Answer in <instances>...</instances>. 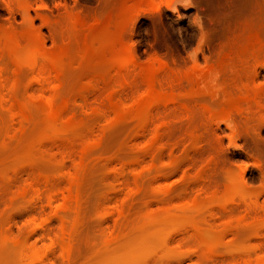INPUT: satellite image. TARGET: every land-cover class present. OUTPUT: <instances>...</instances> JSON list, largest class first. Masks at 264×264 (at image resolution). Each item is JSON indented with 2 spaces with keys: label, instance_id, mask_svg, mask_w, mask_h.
Returning <instances> with one entry per match:
<instances>
[{
  "label": "rangeland",
  "instance_id": "1",
  "mask_svg": "<svg viewBox=\"0 0 264 264\" xmlns=\"http://www.w3.org/2000/svg\"><path fill=\"white\" fill-rule=\"evenodd\" d=\"M148 1L143 0L141 6L140 0H0V36L38 34L46 54L68 44L65 30L72 18L81 19L84 27L93 26L95 20L108 22L112 28L126 25L124 39L132 62L122 71L138 72L137 87L121 89L114 78L119 67L110 56L106 72L112 77L110 83L115 82L112 87L118 88H114L115 98L112 89L111 96H106L108 92L98 85L99 91L86 89L89 74L67 73L58 82L49 71L46 75L52 79L47 78L40 69L47 68L45 59L30 62L15 55L17 60L2 45L1 37L0 264H264V120L262 125L260 118L257 123L254 119L253 129L251 122L246 124L253 113L249 108H256L254 117L264 114V61L251 62L253 67L249 63L251 75L246 76L248 81L243 79L250 90L260 89L259 104L261 100L263 104L254 108L249 105L252 101L245 104L249 112L245 107L246 114H237L240 119L232 117L238 127L231 129L208 117L204 118L211 122L205 124L200 119L203 106L220 109L227 102V92L235 90L233 74L226 70V77L222 63L230 50L241 38L251 37L252 31L255 35H251L264 39V0H236V4L234 0ZM216 7L222 15L218 22L211 11ZM157 29L166 43L162 50ZM106 46L102 45L104 50ZM73 48L80 50V45L73 44ZM151 67L156 69L155 76H163L160 81L164 76L181 80L169 78L170 85L165 79L159 87L173 88L174 96L181 95V104L188 100L187 107L202 105V113L196 109L200 120L198 114L189 116L179 103L158 106L149 120L135 118L129 108L143 96L142 69L146 73ZM215 73L230 87L226 81L223 87L217 86L221 80L213 84ZM52 82L61 86L52 89ZM192 87L204 95L196 94L198 104ZM187 90L193 95L186 94ZM52 94L62 117L57 122L52 118L55 124L62 123L53 131H58L56 135L49 131L47 101ZM112 103L123 109L125 117L116 115ZM22 109L30 116L26 122L19 118ZM67 226L71 232H64L69 231ZM163 227L165 234H161ZM158 229L161 235L153 239L150 231L158 233ZM133 239L134 244L140 242L138 247L148 244L152 249L139 250L134 245L131 251ZM119 246L131 253L119 255L116 262L112 254L115 249L120 253Z\"/></svg>",
  "mask_w": 264,
  "mask_h": 264
},
{
  "label": "bare ground",
  "instance_id": "2",
  "mask_svg": "<svg viewBox=\"0 0 264 264\" xmlns=\"http://www.w3.org/2000/svg\"><path fill=\"white\" fill-rule=\"evenodd\" d=\"M17 1V0H16ZM139 1V0H138ZM143 0H140V3L142 2ZM148 1V0H147ZM152 1V0H151ZM208 1H210V0H208ZM219 1V0H218ZM235 1V4H236V0H234ZM144 3V2H143ZM143 3H141V6H142V4ZM149 3V1L146 3V4H148ZM153 3V2H152ZM213 3V2H212ZM232 3H234V2H232ZM239 3V2H238ZM145 4V5H146ZM211 4V3H210ZM214 4V3H213ZM26 6V5H25ZM139 7H140V5H138ZM20 7V6H19ZM23 8V7H22ZM25 8V7H24ZM137 8V7H136ZM150 9V8H149ZM152 9V8H151ZM24 10V9H23ZM22 10V11H23ZM25 10H27V9H25ZM24 10V11H25ZM255 10V9H254ZM154 11V10H153ZM156 11V10H155ZM212 15H213V17H215V20L217 19V22H218V19H219V21H220V19H221V10H219L218 9V7H216V8H212ZM255 12V11H254ZM25 13V15H23V16H27V13H26V11L24 12ZM224 13H225V11H224ZM232 13V12H231ZM223 16H224V14H223ZM25 18H27V17H25ZM79 19V18H78ZM78 19H77V17L75 18V19H73L72 18V20L73 21H71L69 24H70V26L68 27V28H66V33H65V36H66V40H67V42H68V44L65 46V47H61L57 52H55V53H51L50 51V53H48V51H47V54L45 53V52H43V50L44 49H42V40H41V38L39 37V35L38 34H35V33H27L28 35H26L25 33V35L23 36V37H20V35L21 34H19V35H14L13 34V32H12V34H6L4 37L3 36H0V40H2L1 39V37L3 38V40L4 41H2V42H4V44L2 43V45H5L6 47H5V49H8L9 51H11V52H13V53H10V55H12V56H14L15 58H16V56L18 55V57H20L21 58V56H22V59H23V57L25 58V59H27V60H30V62L31 61H33V62H35L36 61V59H40V57L44 60L45 59V61H44V64H45V62H47L45 65H47V68H40V69H42L41 71H42V73L43 74H45V76L47 77V72H49V71H51L52 72V75L51 74H49L48 73V75H51L52 76V78H54L56 81H58V80H60V79H62V76L64 75L65 76V74L67 75V73L69 74H72V75H75V73L76 74H84V76H85V74H89V76H90V79H89V81H90V83L88 84V86L86 87V89H95L96 90V88H97V85H98V88H99V86H100V88L101 89H103V90H105L104 92L105 93H107L108 92V94H106V96L107 95H109V94H111V93H109L110 91H111V89H112V93H113V91H114V93L112 94L113 95V97H114V94H116L115 93V89L116 88H118V86H116V88L114 89L112 86L114 85L113 83H115V82H112V84L110 83L111 81V79H112V77H111V79L108 77L109 76V74H108V72H106V67H105V64H106V62H108L107 60H109L108 58L111 56V58L114 60V62H113V60H111V62H113L112 64H115V61L117 62V64H118V67L119 68H115L116 70L117 69H119V70H115L117 73H115L117 76L115 77L114 76V78H116L115 80H116V83L119 85V87L122 89V88H129V89H131L133 86H136L137 87V85H136V83H137V81L136 80H134L135 78H138L137 77V70H136V74L135 73H133L132 72V70H131V72H132V74L130 73V75L132 76L133 74H135V75H133V78L129 75V73H123V71L122 70H125L126 71V68L125 69H123L125 66H127V68H128V65H131V51H130V48H129V46H127L126 45V42H125V39H124V36H126V35H124L125 34V26H123V25H120V24H118L117 26H116V24L114 25L115 27H113L112 28V26H111V24L110 23H108V22H106V23H102V22H100L99 20H95L94 21V25H95V23L97 24V25H99L100 24V26H101V23H102V31L100 32L99 31V26L97 27V25H93V26H90V24L88 23L87 24V26L85 25V27L84 26H82V25H84V24H86L85 22H82V20L81 19H79V21H78ZM96 21H99V24L96 22ZM210 21V20H209ZM81 23V24H80ZM157 23V22H156ZM153 25V24H152ZM90 26V27H89ZM87 27V28H86ZM128 28V27H127ZM98 29V30H97ZM217 29V28H216ZM247 30V29H246ZM128 30L126 29V32H127ZM249 31H251V30H249ZM248 31V32H249ZM157 32H158V34H159V36H160V38H161V41H160V46H159V49H163V48H165V45H166V43H165V41H164V39L162 38V36H161V33H160V31L157 29ZM247 32V33H248ZM255 32V31H254ZM253 31L252 32H250V33H254ZM249 33V35L251 36V37H249L246 41H243V40H245V37H244V39L243 38H241V42H242V44H240L241 42L239 41V43L237 44V45H235V47H234V49L233 50H230L229 52V56H227L225 59H226V62L224 63L223 61H222V63H223V67H224V72L227 70L228 72H229V74H233V76L232 77H230V78H232L231 80H232V84L234 85H232L231 87H233V88H231V90L233 89L234 91H230L229 93L227 92V95L225 96V97H223V95H225V93H226V91H225V93H223V95H222V99H227V102H226V104H225V102H224V106H223V104H221V102L222 101H220V103L219 104H221L222 106L220 107V106H218L220 109H213V108H211V106L210 107H208V106H203L204 107V111H206V114L208 115V116H206V114H204L205 112L204 111H202L201 109L199 110V108H201L200 106H202V105H200L199 106V108H197V105L195 106L196 108H194V107H187V103H188V100H184L183 99V101L184 102H186V104L185 103H183V104H185L186 106H184L183 104H181L180 102H182V100H181V98H179L180 96L178 95V94H176L178 97H176V96H174V94L175 93H173L172 92V89L173 88H168V87H165V89H163L162 87H159V83L161 84V83H163L164 81H165V79H167L166 78V76H164L165 77V79L163 78L161 81L159 80V78L161 77V76H159V77H157V75L155 76V71H153V70H156V69H153L155 66H153V68L151 67V70H149V71H147L146 73H145V70H143L142 69V71H144V73L143 74H145L144 75V79L143 78H141V79H143L142 81H143V83H145V89H144V92H143V96L139 99L138 97H137V99H135V101L133 102L134 104H132L131 103V105H133V107L130 105V108H129V111H130V109H132V111H130L131 113L132 112H134L135 114H136V117L135 118H138V120H140V121H145V120H149V118H150V116H151V112L155 109L156 110V108L158 107V106H161V105H164V104H169V103H174V104H180V107L182 106L183 108H185V109H187L186 111H188L187 113H189L188 115L190 116L191 115V117L193 116H195L194 118H196V116H197V114H198V118H196V119H198V120H202V118H206L207 119V117L209 118V119H212V121H213V119L214 120H220V121H222V122H224L225 123V125H227L229 128H233L234 127V125L235 126H237L236 125V121L238 120V119H240V117L241 116H239L238 117V115H242V113H243V115L244 114H246V110H248V108L250 107H248L247 105V103H250V101H252L253 103H250L249 105H251V107L253 106V108H254V106H256V105H258L259 104V101H260V99H262L261 98V96H259V94H262V93H260V89L258 90V88H257V90H256V88L254 89L253 88V86H252V88L254 89V90H250V88L251 87H249L248 85H247V83H249V82H247V83H245L246 82V76H248V75H251V73L250 74H248V69H250V67L248 68V66H249V63H251V62H253V61H255V63H256V61L258 62L259 60H263L264 61V42H262V41H264V39L262 40V39H260L261 37H257V36H260L259 34H258V32H257V36H253V34L251 35ZM0 35H1V33H0ZM23 35V34H22ZM241 35H242V32H241ZM244 35V34H243ZM248 35V36H249ZM254 35H255V33H254ZM19 36V37H18ZM26 36V37H25ZM24 38V41H22L21 39H23ZM159 38V39H160ZM235 40H236V38H235ZM239 40V39H238ZM262 40V41H261ZM77 41H79V42H77ZM77 42V43H76ZM238 42V41H237ZM236 41H235V43H237ZM101 43H102V45H104L105 46V44L107 45L106 47V50H104L103 48L104 47H102V45H101ZM104 43V44H103ZM66 44V43H65ZM73 44H79L80 45V50H79V53L78 54H76V52L78 51H76L75 50V48H73ZM1 47V46H0ZM171 49V48H170ZM54 52V51H53ZM9 53V52H8ZM15 53V54H14ZM16 55V56H15ZM78 55V56H77ZM16 58L17 60L19 59L20 60V58ZM224 60V59H223ZM22 62H24V60H21ZM262 61V62H263ZM29 62V63H30ZM42 62V61H41ZM128 62L130 63V64H128ZM182 62V61H181ZM128 65H127V64ZM255 63H253V64H255ZM259 63H261V61L259 62ZM126 64V65H125ZM252 64V63H251ZM253 64H252V67H253ZM34 65V64H33ZM42 65V64H41ZM49 65V66H48ZM158 65V64H157ZM40 66V65H39ZM44 66V65H43ZM106 66H108V64H106ZM220 66H222V64L220 65ZM108 67H110V66H108ZM159 67V66H158ZM139 67H137V69H138ZM222 68V67H221ZM40 69H39V71H40ZM109 70V69H108ZM141 69H138V71H140ZM220 70V69H219ZM223 70H221L222 72H223ZM251 70V69H250ZM250 70H249V72H250ZM130 71V70H129ZM161 71V70H160ZM50 72V73H51ZM223 72V73H224ZM228 72H225V74L227 73L228 74ZM106 73L108 74V75H106ZM42 74V75H43ZM226 74V75H227ZM72 75H70V76H72ZM226 75H223V76H226ZM45 76H42V78L43 77H45ZM51 76H50V78H51ZM140 76V75H139ZM229 76H231V75H229ZM253 76V75H252ZM45 77V78H46ZM83 77V76H82ZM135 77V78H134ZM163 77V76H162ZM161 77V78H162ZM209 77V76H208ZM214 77V76H213ZM226 77H228V75L226 76ZM47 78H49V76L47 77ZM46 78V79H47ZM49 78V79H50ZM51 78V79H52ZM76 78H78V77H76ZM86 78V77H85ZM160 78V79H161ZM170 78V77H169ZM169 78L165 81L166 83L168 82V80H169ZM173 78V77H172ZM172 78H170L171 80H173L174 78L176 79L177 77H174L173 79ZM223 78V77H222ZM48 79V80H49ZM54 79H53V81H54ZM205 79V78H204ZM209 79V78H208ZM243 79H246L245 80V82H244V80ZM249 79H250V77H249ZM45 80V79H44ZM88 80V79H87ZM176 80H180L179 78L178 79H176ZM173 81V82H178V81ZM211 80V79H210ZM219 80H221V82L222 83H220V81H219V85L217 84V86H219V87H223V86H220V85H222L223 84V82H225V81H222V79H219ZM228 80V79H227ZM230 80V79H229ZM230 80V81H231ZM43 81V80H42ZM47 81V80H46ZM61 81H63V80H61ZM141 81V82H142ZM163 81V82H162ZM248 81V80H247ZM51 82V81H50ZM49 82V83H50ZM59 82V81H58ZM135 82V83H134ZM140 82V81H139ZM138 82V83H139ZM140 82V83H141ZM169 82H170V80H169ZM168 82V84H170ZM172 82V83H173ZM180 82H181V80H180ZM251 82V81H250ZM53 83V82H52ZM55 83H57V82H55ZM55 83H53L52 84V89H53V87L54 86H57L58 87V85H59V87L61 86L60 85V83H58V85H56ZM86 83V82H85ZM201 83V82H200ZM227 83V81L225 82V84ZM55 84V85H54ZM101 84V85H100ZM135 84V85H134ZM175 84V83H174ZM178 84H179V82H178ZM177 84V85H178ZM203 84V83H202ZM205 84V83H204ZM203 84V85H204ZM207 84H208V82H207ZM206 84V85H207ZM116 85V84H115ZM171 85V84H170ZM180 85V84H179ZM227 85V84H226ZM228 85H229V83H228ZM227 85V86H228ZM251 85V84H250ZM51 86V85H50ZM172 86L173 87H175V88H179L178 86L176 87V86H174L173 84H172ZM193 86V85H192ZM14 89H15V87H14V85L12 86ZM57 87H55L56 89H58ZM103 87V88H102ZM140 87V86H139ZM199 87V86H198ZM198 87H196V88H194V87H192V88H194V89H192V91H194L195 89L197 90V92L198 91H201L200 89H198ZM214 87V86H213ZM226 87V86H225ZM228 87H230V85L228 86ZM227 87V88H228ZM99 88V89H100ZM188 88V87H187ZM206 88V87H205ZM227 88H225V90L227 89ZM12 89V88H11ZM86 89H84V92L86 91ZM114 89V90H113ZM189 89H191V88H189ZM211 89V88H210ZM218 89V88H217ZM230 89V88H229ZM102 90V91H103ZM117 90V89H116ZM119 90V89H118ZM132 90V89H131ZM142 90V89H141ZM162 90H166L165 92H167V90H171V91H169V93L171 92V93H173V95L172 94H168V92L167 93H165V92H163ZM174 90H176V89H174ZM196 90H195V92H194V97H195V99H197V100H195V102L197 101L198 102V94H202V93H198L197 94V92H196ZM206 90V89H205ZM228 90V89H227ZM12 91L14 92V90L12 89ZM12 91L10 92V93H12ZM91 91V90H90ZM92 91H94V90H92ZM96 91H99V90H96ZM102 91H100V92H102ZM123 91V90H122ZM127 91H129V90H127ZM134 91V90H133ZM140 91V90H139ZM178 91V90H177ZM191 90H190V92H192ZM202 91H203V89H202ZM211 91V90H210ZM218 92H219V90H217ZM221 91V90H220ZM224 91V90H223ZM223 91H221V92H223ZM229 91V90H228ZM258 93H257V92ZM79 92H80V94H81V91L79 90ZM84 92H82V93H84ZM117 92V91H116ZM130 92V91H129ZM190 92L187 90V92H186V94H188V95H193V94H190ZM216 92V91H215ZM218 92H216L215 94H218ZM220 92V93H221ZM94 93V92H93ZM96 93V92H95ZM99 93V92H98ZM118 93V92H117ZM123 93V92H122ZM131 93V92H130ZM206 93V92H205ZM219 93V94H220ZM54 94V93H53ZM52 94V95H53ZM103 94V93H102ZM125 94V93H124ZM128 94V93H127ZM197 94V95H196ZM13 95V94H12ZM84 95V94H83ZM100 95H101V93H100ZM203 95V94H202ZM210 95H212V94H210ZM54 96L55 95H53L52 97H49V98H51L50 100V102H48L47 101V106H48V113H49V115H50V117H51V120H52V118H53V120H55V122H57V120H59L60 118H62V117H60V114H59V108L55 105L56 104V102H53L54 100L53 99H55L54 98ZM102 96V95H101ZM109 96H111V95H109ZM115 96H117V95H115ZM123 96V95H122ZM126 96V95H125ZM187 96V95H186ZM196 96L198 97V98H196ZM201 96V95H200ZM204 96V95H203ZM218 96H221V94L220 95H218ZM13 97V96H12ZM57 97V96H56ZM15 98V97H14ZM14 98H13V100H14ZM107 98V97H106ZM105 98V99H106ZM111 98V97H110ZM115 98V97H114ZM188 98V97H187ZM139 99V100H138ZM178 99H180V100H178ZM189 99H190V97H189ZM221 99V100H222ZM224 99V100H225ZM17 99H15L14 101H16ZM49 100V99H48ZM58 100V99H57ZM119 100V99H118ZM117 100V101H118ZM121 100V99H120ZM119 100V101H120ZM223 100V101H224ZM56 101V100H55ZM116 101V102H117ZM133 101V100H132ZM180 101V102H179ZM192 101H194V100H192ZM200 101V100H199ZM262 102V104H263V100H261ZM17 102H19L18 100H17ZM16 102V103H17ZM115 102V101H114ZM191 102V101H190ZM195 102H194V104H195ZM196 102V103H197ZM67 103V102H66ZM260 103V104H261ZM19 104V103H18ZM109 104H110V102H109ZM176 104V105H177ZM178 104V105H179ZM191 104V103H190ZM189 104V105H190ZM193 104V105H194ZM198 104V103H197ZM202 104V103H201ZM208 104V103H207ZM245 104H247L246 106H245ZM259 104V105H260ZM11 105H13V103H11ZM10 105V106H11ZM59 105V104H58ZM60 105H62V104H60ZM217 105V104H216ZM64 107H65V105H63ZM110 107V106H109ZM112 107H113V109H114V112H116L115 114L116 115H118L119 117L121 116V114H122V116L121 117H123L124 115H123V113H125L124 111H123V109H121V107L120 106H118L117 105V103L115 104V103H112ZM202 107V108H203ZM245 107H247L246 108V110H245ZM26 108H28L27 106H26ZM128 108V107H127ZM194 108V109H193ZM17 109H18V107H17ZM62 109V108H61ZM64 109V108H63ZM62 109V110H63ZM196 109H198V111L200 112V113H202L203 112V114H200L201 115V118L199 119V112H197L196 111ZM256 109V108H255ZM255 109H251V108H249V110H251V112H253V113H255L254 111H252V110H255ZM16 110V109H15ZM28 110V109H27ZM112 110V109H111ZM249 110H248V112H249ZM258 110V109H257ZM16 111H18V110H16ZM183 111H184V109H183ZM202 111V112H201ZM259 111H262L261 109H259ZM257 112V116H258V114L260 113V112ZM19 112V111H18ZM17 112V114H19ZM126 112L128 113V110H126ZM195 112H197V113H195V115H194V113ZM250 112V113H251ZM27 113L28 112H26L24 109H22V111L20 112V116H19V118H21V120H23V121H27V118L28 117H30L29 115H27ZM130 113V114H131ZM185 113V112H184ZM187 113H185L186 115H187ZM193 113V114H192ZM234 113H236V114H234ZM250 113H248V114H250ZM253 113H251V115L249 116V118L251 119V120H248L249 118H247V122H246V124L248 123V121H249V123L251 124V129H253V127H252V123L254 122L255 123V121H256V123H257V121L259 120V118H260V122H261V124L263 125V123H262V120H264V114L262 113L261 115L259 114V116L258 117H254L255 116V114H253ZM130 114L128 115V118L130 117ZM233 114L235 115V116H233ZM238 114V115H237ZM248 114L247 115H245V116H248ZM252 114L254 115V116H252ZM115 115V116H116ZM187 115V116H188ZM202 115H205V116H203L202 117ZM60 117V118H59ZM120 117V118H121ZM125 117V116H124ZM232 117H234V118H236V117H238L237 118V120L236 119H233ZM127 118V119H128ZM193 118V119H194ZM205 118H204V120H205ZM245 118V117H244ZM246 118H245V120L244 121H246ZM29 119V118H28ZM254 119H255V121H254ZM256 119H258V120H256ZM50 119H49V121L50 122H52L51 123V125L49 124V131L50 132H52L53 134H51V135H56V133H58V131L55 133V132H53L54 130L56 131L57 129H59V127L62 125V123H58V124H55L54 122H53V120L51 121ZM121 120H123V119H120V121ZM133 120V119H132ZM198 120H196L195 121V123H197L198 125H200V124H202V125H200V126H203V124L204 123H202L203 121H201V123L199 124V122H197ZM233 120L235 121V124H234V122H233ZM25 121V122H26ZM208 121L209 122H211V120H205V122H207V123H205V124H208ZM253 121V122H252ZM36 122V121H35ZM49 122V123H50ZM62 122V121H61ZM71 122H73L72 121V118H71ZM70 122V123H71ZM149 122V121H148ZM259 122V121H258ZM64 123V122H63ZM69 123V122H68ZM67 123V124H68ZM70 123L68 124V125H70ZM146 123V122H145ZM223 123V124H224ZM241 123V122H240ZM239 123V124H240ZM243 123V122H242ZM248 123V125H250ZM30 124V123H29ZM34 124V123H33ZM65 124V123H64ZM72 124V123H71ZM209 124H211V123H209ZM244 125H246L245 123H243ZM242 124V125H243ZM28 125V124H27ZM73 125V124H72ZM145 125V124H144ZM197 125V126H198ZM29 126V125H28ZM31 126V125H30ZM59 126V127H58ZM21 127V126H20ZM68 127V126H67ZM70 127V126H69ZM76 127V126H75ZM203 127H206V125H204ZM209 127V126H208ZM238 127V126H237ZM242 127H245V126H242ZM29 128V127H28ZM28 128H27V130H28ZM39 128V127H38ZM47 128H48V126H47ZM47 128H46V130H47ZM197 128V127H196ZM201 128V127H200ZM228 128V129H229ZM246 128V127H245ZM256 128H257V126H256ZM32 129H34V128H32ZM70 129L71 128H69V130H68V128H67V130L68 131H70ZM72 129H74L73 128V126H72ZM243 129V128H242ZM248 129V128H247ZM251 129H248V130H250V131H253V130H251ZM21 130V129H20ZM26 130V131H27ZM31 130V129H30ZM30 130H28V131H30ZM39 130V129H38ZM46 130H45V132H46ZM64 130V129H63ZM198 130V129H197ZM235 130V129H234ZM195 131V130H194ZM247 131V130H246ZM38 132V131H37ZM237 132V131H236ZM22 133V132H21ZM28 133V132H27ZM205 133H206V131H205ZM59 134H61L60 132H59ZM25 135V134H24ZM29 135V134H28ZM194 135V134H193ZM196 135H198V134H196ZM25 136H27V135H25ZM36 136V135H35ZM154 137H155V135H153ZM190 136H192V135H190ZM201 136V135H200ZM53 137V136H52ZM56 137V136H55ZM199 137V136H198ZM28 138V137H27ZM195 138V137H194ZM202 138V137H201ZM200 138V139H201ZM204 138H205V136H204ZM191 139H193V138H191ZM197 138H195V140H196ZM32 141H33V137H32V139H31ZM31 140L29 141L28 140V142H31ZM198 141V140H197ZM191 142H192V140H191ZM194 142V141H193ZM28 144V143H27ZM33 144V143H32ZM31 144V145H32ZM199 145V144H198ZM86 153V152H85ZM84 154V153H83ZM82 157H84V156H82ZM81 166H82V164H81ZM74 180H76V179H74ZM234 180V179H233ZM74 185V184H73ZM237 185V184H236ZM235 184H234V186H236ZM237 186H239V185H237ZM72 189V188H71ZM230 190V189H229ZM236 190H237V188H236ZM72 192H73V190H72ZM233 192H234V190H233ZM236 192V191H235ZM74 194V193H73ZM66 196H67V194H66ZM74 198V197H73ZM67 202H70V201H67ZM71 203H74V202H71ZM76 203V202H75ZM74 203V204H75ZM80 203V202H79ZM77 205H78V203H77ZM68 206V205H67ZM75 207V206H74ZM195 208V207H194ZM263 212H264V210H263ZM157 217V216H156ZM160 218V217H159ZM263 218V217H262ZM152 219V218H151ZM157 220V219H156ZM255 221V220H254ZM262 222V221H261ZM164 223V222H163ZM257 223H260V222H257ZM264 223V222H263ZM166 224V223H165ZM173 224H175V223H173ZM256 224V223H255ZM71 225V224H70ZM69 225V226H70ZM154 225H156V224H154ZM153 225V226H154ZM153 226H152V228H153ZM159 225H157V227H158ZM63 227H65V226H63ZM156 227V226H155ZM155 227H154V229H155ZM160 227V226H159ZM66 228H69L68 226L66 227ZM73 228V227H72ZM64 229V228H63ZM161 229V228H160ZM69 231H67V230H65L64 229V232H71L70 231V228L68 229ZM74 230V229H73ZM153 231V230H152ZM152 231H150L151 232V235H152V237H153V239L156 237V234H158V235H161V234H163L164 233V231H166L165 229H164V227H163V230H162V232H161V230H160V232H161V234H159L160 232H159V229H158V233H155L156 231H154L153 233H152ZM74 233L75 232H72V233H70V234H72V235H74ZM155 233V234H154ZM165 233H167V232H165ZM164 233V234H165ZM61 234V233H60ZM63 234V233H62ZM64 235H66L65 233H64ZM72 235H70V236H72ZM151 235H150V233H149V236L151 237ZM167 235V234H166ZM165 235V236H166ZM67 236V235H66ZM63 237V236H62ZM152 237L151 238H149L150 240L152 239ZM70 238V237H69ZM74 238V237H73ZM157 238H158V236H157ZM163 238H165L164 236H163ZM59 240H60V237L58 238ZM135 239V238H134ZM134 239H133V246H131L132 245V242H130L131 243V247H129V243H128V246L127 247H129L130 249H132V247H134V245H136V244H140V242H141V238H139V240L138 241H140V242H138L137 240L135 241V244H134ZM138 239V238H137ZM143 240H144V238H142ZM63 240V239H62ZM61 240V241H62ZM67 240V239H66ZM157 240V239H156ZM161 240V239H160ZM55 241H57V240H55ZM155 241V240H154ZM58 242V241H57ZM64 242V241H63ZM71 242V241H70ZM145 242H146V239H145ZM150 242H153V240L152 241H150ZM162 242H164V241H162ZM60 243V242H59ZM58 243V244H59ZM148 243V242H147ZM73 244V243H72ZM144 244V243H143ZM146 244V243H145ZM165 244V243H164ZM150 245V244H149ZM151 245H152V243H151ZM60 248H62V245H61V243H60ZM140 246V245H139ZM146 246H148V244L146 245ZM146 246H142V247H138L137 245L135 246L137 249H139V250H141L142 248H144V247H146ZM126 247V248H127ZM152 247H154V245L152 246ZM164 247V246H163ZM75 248V247H74ZM119 248L121 249L122 247L121 246H119ZM118 248V249H119ZM149 249H152V248H150V247H148ZM147 247H146V249H148ZM65 249V248H64ZM114 249V248H113ZM122 249H124L123 250V252H122ZM121 250H120V253H118L116 250L117 249H115V252H116V254H115V252L112 254V252L110 253V254H112V258H113V260H116V262L118 261V260H120V257L121 256H126V255H128V253H131V251H133V249L131 250V251H129V250H127V249H125V247L124 248H122ZM63 250V249H62ZM69 250V249H68ZM144 250H145V248H144ZM144 250H142V251H144ZM110 252V251H109ZM128 252V253H127ZM105 253V252H104ZM103 253V254H104ZM123 254V255H122ZM119 255H121V256H119ZM107 256V255H106ZM105 257V256H104ZM117 257V259H115ZM105 259H106V257H105ZM102 260V259H101ZM103 262V261H102ZM100 264H108V262L106 263V261L104 262V263H100Z\"/></svg>",
  "mask_w": 264,
  "mask_h": 264
},
{
  "label": "clouds",
  "instance_id": "3",
  "mask_svg": "<svg viewBox=\"0 0 264 264\" xmlns=\"http://www.w3.org/2000/svg\"><path fill=\"white\" fill-rule=\"evenodd\" d=\"M219 77H220V74L219 73H215L214 74V78L212 80V83L216 84L218 82V80H219Z\"/></svg>",
  "mask_w": 264,
  "mask_h": 264
}]
</instances>
